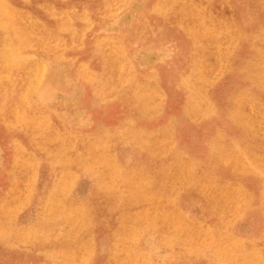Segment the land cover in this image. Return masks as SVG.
<instances>
[{
	"label": "rangeland",
	"instance_id": "1",
	"mask_svg": "<svg viewBox=\"0 0 264 264\" xmlns=\"http://www.w3.org/2000/svg\"><path fill=\"white\" fill-rule=\"evenodd\" d=\"M109 1L119 8L116 19L105 29H84L78 43L73 42L69 32L59 30H52L53 42L42 34L26 39L0 17V230H5L0 233V264L115 263L114 253L120 246L114 229L134 222L141 226L145 218L137 212L138 207H131L125 183L115 189L101 188L100 183L109 178L110 160L115 159L123 173L130 169L148 173L158 193L176 178L163 170L171 172L175 158L168 155L152 159L142 146L124 138L123 117L139 102L134 86L146 83L150 72H160L158 86L167 96L162 108L149 116L146 131L156 132L160 124L169 131L171 113L180 122L176 128L178 141L196 130L197 125L179 106L180 75L187 73L191 62L185 42L179 47L166 29H160L156 33L160 47L157 41H148L147 32L133 29L145 23L143 12L152 9L158 0ZM244 1L238 0L239 5L243 6ZM67 3L80 4L92 13L95 0H51L47 7L62 9ZM35 14L52 29L60 20L57 14H45L38 8ZM246 15L254 16L251 12ZM120 45L133 63L140 65L133 68V83L106 95L102 86L108 76L110 81L112 78L109 73L103 75L106 58L101 54H114ZM244 54L235 51L234 59H243ZM154 56H159L156 62ZM240 64L237 61L235 66ZM245 85L255 93L254 87ZM215 91L213 87L207 89L211 96L216 95ZM261 99L264 105V95ZM188 113L195 115L197 110ZM218 125L214 130L224 129ZM232 126L228 120V146L250 147L253 158L264 160V137L245 138ZM137 130H143L139 124ZM197 142L191 151L210 149L209 140ZM33 156L39 164L35 161L36 167L28 169L32 174L27 178L28 170L21 171V167ZM206 169L198 171L197 182L202 181ZM257 171L243 177L237 172L228 175L229 183L240 182L252 194L247 203L236 205L222 218L228 220V235L245 244L244 248H235L228 238V255L234 252L228 264L255 263L258 258L263 262L259 264H264V164ZM66 173L73 174L72 183L67 185L63 179ZM18 183L22 196L17 192ZM64 186L70 188L69 192L60 197L58 189ZM117 195L124 198L122 204L116 201ZM218 195L225 193L220 191ZM212 196L208 195L209 199ZM23 197L26 200L18 205ZM58 199L66 214L50 215L47 208L58 206ZM181 201L180 212L203 230L209 228L213 238H222L221 218L210 211V205L199 201L194 191L183 195ZM219 207L228 210L225 203ZM85 213L86 221L82 218ZM161 222L162 218L148 228L141 241L153 256V264H166L165 257L174 255L184 260L171 261L173 264H221L210 251L181 254L183 239L174 245L164 243L163 239L175 235V230ZM190 235L197 242L206 237ZM91 244L96 254L89 257L85 250Z\"/></svg>",
	"mask_w": 264,
	"mask_h": 264
},
{
	"label": "bare ground",
	"instance_id": "2",
	"mask_svg": "<svg viewBox=\"0 0 264 264\" xmlns=\"http://www.w3.org/2000/svg\"><path fill=\"white\" fill-rule=\"evenodd\" d=\"M50 2L51 0H0V17L15 28L16 34L19 33L26 39L42 34L53 42L55 36L52 30L54 33L59 30L69 32L73 42L78 43L81 31L105 29L116 19L119 9L112 6L109 0H95L92 13L86 7L74 3H67L62 9H58V6L48 8ZM35 8L41 9L45 14L59 16L60 20L54 29L36 16ZM247 12L254 16L248 18ZM142 19L145 23H139L133 29L147 32L149 42L157 41L161 47L160 38L156 34L160 29H166L179 47L182 41L185 42L191 62L187 73L180 75L177 87L181 97L179 106L180 111L185 109L197 127L189 136H183V140L178 141L176 128L178 129L180 122L171 113L167 120L169 131H164L160 124L156 132L148 133L145 127L151 118L149 116L155 110H160L166 101V93L158 86L162 75L153 70L148 74L146 83L134 86L139 102L129 108L123 117L124 138L134 140L152 159L168 155L175 158L172 171L165 168L163 170L176 178L166 190L158 193L154 190L148 173L141 170L136 172L134 169L123 173L116 160H110L109 178L100 183L101 188L115 189L119 183H125L130 190L128 200L131 207H138L137 212L145 218L141 226L134 222L114 229L116 243L120 246V250L114 253V264H153V256H149L148 249L141 241L145 231L159 223L161 218V225L171 226L175 230V235L163 239L164 243L174 245L181 243L183 239L185 245L181 254L192 256L210 251L216 261L228 264V259L234 257V252L228 255V238H231L230 244L235 248H244L245 244H239L228 235V220L222 218L236 205L247 203L252 195L242 183H229L228 175L236 172L242 177L247 173L258 174L257 169L264 164V160L253 158L250 147L228 146L227 128L230 120L232 128L245 138L264 137V105L261 99L264 95V0H245L243 6L239 5L238 0H158L152 9L143 12ZM121 45L114 54H101L106 58L103 75L108 76L109 73L112 78L110 81L108 76L107 83L102 86L106 95L108 91L133 83L136 72L133 68L140 65L133 63L129 53ZM253 49H256L255 53H252ZM235 51L245 53L243 59H234ZM152 58L156 62L159 56ZM237 61H240V66H235ZM247 83L255 88V93L248 90L245 85ZM51 85L49 83L48 87ZM210 87L216 90L215 96L208 94L207 89ZM193 110H197V113L190 115L188 112ZM24 113L28 114L26 110ZM207 120H210L208 124ZM138 124L143 130H137ZM217 124L224 129L214 130ZM198 139L209 140L210 149L196 153L191 151L198 146ZM200 155H204L205 160ZM27 160L29 163L25 162L21 171H32L31 167H36L34 162L38 163L34 156ZM206 166L207 171L202 181L197 182L198 171ZM30 170L26 172L27 178L32 174ZM63 179L66 185L72 183L73 174L66 173ZM20 183L17 185L19 195L23 193ZM69 189L67 186L60 187L57 193L60 197H66ZM189 189L195 192L199 201L210 205L208 208L212 213L221 218L224 229L222 238H213L209 228L203 230L187 214L179 211L183 195L193 193L188 192ZM220 191H224L225 196H216ZM208 195L213 196L209 199ZM25 200V197L20 199L18 205ZM116 201H121L122 204L124 198L117 195ZM61 202L58 199V206L48 207L47 212L50 215H65L66 210H61ZM224 203L228 205V210L220 209L219 205ZM8 213L10 212L7 210L6 215ZM67 213L70 214V211ZM82 218L86 221L87 214ZM4 232V229L0 230V233ZM194 232L206 237L197 242L190 235L195 234ZM95 250L91 244L85 252L92 257L96 254ZM174 260L184 259L174 255L165 257L164 261L166 264H173L171 261ZM255 261L257 264L263 263L259 258Z\"/></svg>",
	"mask_w": 264,
	"mask_h": 264
}]
</instances>
